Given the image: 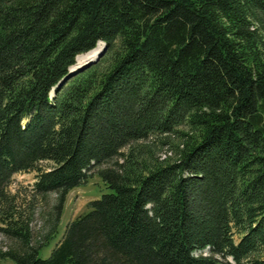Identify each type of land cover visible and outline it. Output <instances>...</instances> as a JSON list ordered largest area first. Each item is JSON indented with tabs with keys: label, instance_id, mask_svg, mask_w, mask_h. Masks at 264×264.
I'll use <instances>...</instances> for the list:
<instances>
[{
	"label": "trees",
	"instance_id": "16d2710c",
	"mask_svg": "<svg viewBox=\"0 0 264 264\" xmlns=\"http://www.w3.org/2000/svg\"><path fill=\"white\" fill-rule=\"evenodd\" d=\"M32 171L36 237L7 191ZM0 235L10 264H264V0H0Z\"/></svg>",
	"mask_w": 264,
	"mask_h": 264
},
{
	"label": "rangeland",
	"instance_id": "374dc122",
	"mask_svg": "<svg viewBox=\"0 0 264 264\" xmlns=\"http://www.w3.org/2000/svg\"><path fill=\"white\" fill-rule=\"evenodd\" d=\"M104 45L98 44L96 48H102ZM106 51V50H105ZM99 57V59L105 54ZM101 50L96 54L93 59H89L87 55H81L78 57L79 64L75 65L74 70L77 68H81L82 66L91 63L94 59H96L97 55L100 54ZM88 53V52H87ZM86 54V53H85ZM99 59L94 61H99ZM163 150H158L157 154L159 158L163 157ZM162 155V156H161ZM51 166L50 163H42L40 165L41 168L47 169ZM35 172L28 173H18L14 174L11 177L10 183L7 187V191L10 195H14L16 199V203L25 211L26 216L29 218L28 227L30 228L31 235L36 237L37 235H42L50 226L51 219L54 216V209L51 207L54 205V195L50 194L43 201H39L38 199L30 198V187L34 182ZM109 193V190L103 185L98 174L94 172L89 175L82 185L78 186L71 190L65 196V199L62 203L61 209L58 213V227L55 234L47 241L46 245L43 246L39 252L38 257L40 259H46L53 249L54 244L59 240L64 230L65 225L74 219L76 216L83 214L87 211L86 204L89 201L99 199L101 195ZM51 216L48 217V214ZM10 246V242L6 240L3 236L0 235V251L6 250ZM203 255H207L206 249L202 251ZM218 260L226 263V264H234L233 261L229 258H220L216 257ZM2 264H10L7 261L0 262Z\"/></svg>",
	"mask_w": 264,
	"mask_h": 264
},
{
	"label": "water",
	"instance_id": "95a60500",
	"mask_svg": "<svg viewBox=\"0 0 264 264\" xmlns=\"http://www.w3.org/2000/svg\"><path fill=\"white\" fill-rule=\"evenodd\" d=\"M104 52V48H101V52L100 54L97 55V59L102 55V53ZM93 63H95L94 61H92L91 63H88L87 65L79 68L78 70H74L72 69L73 73H70L68 76H66L65 78H63L61 81L58 82V84L56 85V88L60 87L61 85H63L67 80H69L71 77H73L74 75H76L77 73L81 72L82 70H84L85 68L89 67L90 65H92Z\"/></svg>",
	"mask_w": 264,
	"mask_h": 264
},
{
	"label": "bare ground",
	"instance_id": "6f19581e",
	"mask_svg": "<svg viewBox=\"0 0 264 264\" xmlns=\"http://www.w3.org/2000/svg\"><path fill=\"white\" fill-rule=\"evenodd\" d=\"M99 44H101V43H99ZM103 48H104V51H105V50H106V47L103 46ZM100 50H101V48L98 47V48H96L95 50H93L92 52L88 53V56H89V59H88V60L93 59V58L96 56V54H97ZM102 54H103V53H102ZM86 55H87V54H86ZM98 59H99V58H98ZM94 60H97V58L94 59ZM94 60H93V61H94ZM79 62H80V61H79V59H78V57H77V58H76V63H77V65L79 64ZM94 62H95V63H93L92 65L97 64L98 61H94ZM92 65H90V66H92ZM90 66H89V67H90ZM74 67H75V66H74ZM74 67H73L72 69H74ZM82 67H83V66H82ZM89 67H87V68H89ZM87 68H85V69H87ZM72 69H70L69 74H70V73H73V72H72ZM78 69H79V68H77L76 70H78ZM85 69H84V70H85ZM82 71H83V70H82ZM82 71H81V72H82ZM79 73H80V72H79ZM77 74H78V73H77ZM74 76H75V75H74ZM74 76H73V77H74ZM71 78H72V77H71ZM69 80H70V79H69Z\"/></svg>",
	"mask_w": 264,
	"mask_h": 264
}]
</instances>
